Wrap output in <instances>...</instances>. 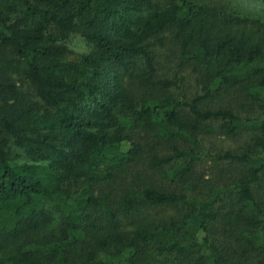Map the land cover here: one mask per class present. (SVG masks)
Listing matches in <instances>:
<instances>
[{"label": "trees", "instance_id": "obj_1", "mask_svg": "<svg viewBox=\"0 0 264 264\" xmlns=\"http://www.w3.org/2000/svg\"><path fill=\"white\" fill-rule=\"evenodd\" d=\"M0 3V264H264V118L234 108L264 117V21L203 0ZM74 36L89 51L71 61ZM170 44L190 100L160 74ZM211 124L260 134L217 155L248 169L202 200L185 191Z\"/></svg>", "mask_w": 264, "mask_h": 264}, {"label": "rangeland", "instance_id": "obj_2", "mask_svg": "<svg viewBox=\"0 0 264 264\" xmlns=\"http://www.w3.org/2000/svg\"><path fill=\"white\" fill-rule=\"evenodd\" d=\"M205 2L222 6L228 11L237 12L245 15H255L264 21V4L261 0H203ZM0 3V7H1ZM68 47L72 50V54L68 56V60L75 61L85 53H88V48L79 36H74L72 41L68 42ZM176 45L170 44L166 48L160 50L159 59V71L165 77L173 78L176 74L179 77L185 79L184 83L181 85V89L177 91L180 96H184L188 100L196 96L199 89L196 86L195 76L190 72L189 68L181 69L178 66V56L176 52ZM11 59V54L8 52L0 53V77L10 72L6 68L9 60ZM13 81L18 86L19 91L22 96L26 97L28 100H36L34 91L30 84L21 76L19 73H13L11 75ZM231 93L215 94L211 99H209L204 107L208 108H225L229 105H233ZM236 110L243 117L264 118L259 111L257 106L249 105L245 111L238 106H234ZM212 128L208 134L202 137V147L206 154L202 160L198 161L195 165L194 171L197 180L193 183L192 189H186L188 195H195L205 200L209 191L210 185H215L223 187L225 185L234 184L240 177L244 176L247 172V166L240 163H231L229 161H222L217 158L218 154H225L231 152L234 154L242 153L250 144H252V137L256 134L254 129L245 130L236 136L223 135L219 130L218 124H211ZM179 164L175 162L172 166L176 167ZM259 193V199L264 200V183L259 184L256 188ZM227 204V203H226ZM224 205V204H223ZM167 212H172L168 210Z\"/></svg>", "mask_w": 264, "mask_h": 264}]
</instances>
